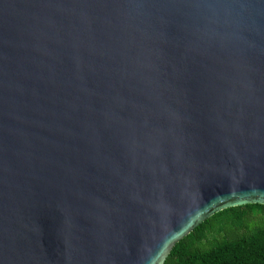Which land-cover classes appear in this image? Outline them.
<instances>
[{
  "label": "water",
  "instance_id": "obj_1",
  "mask_svg": "<svg viewBox=\"0 0 264 264\" xmlns=\"http://www.w3.org/2000/svg\"><path fill=\"white\" fill-rule=\"evenodd\" d=\"M264 205V0H0V264H164Z\"/></svg>",
  "mask_w": 264,
  "mask_h": 264
},
{
  "label": "trees",
  "instance_id": "obj_2",
  "mask_svg": "<svg viewBox=\"0 0 264 264\" xmlns=\"http://www.w3.org/2000/svg\"><path fill=\"white\" fill-rule=\"evenodd\" d=\"M214 214L179 241L164 264H264V205Z\"/></svg>",
  "mask_w": 264,
  "mask_h": 264
},
{
  "label": "rangeland",
  "instance_id": "obj_3",
  "mask_svg": "<svg viewBox=\"0 0 264 264\" xmlns=\"http://www.w3.org/2000/svg\"><path fill=\"white\" fill-rule=\"evenodd\" d=\"M251 210H252V213H253L254 215H257V214L260 212V208H259L258 206H255V205H253V206L251 207Z\"/></svg>",
  "mask_w": 264,
  "mask_h": 264
}]
</instances>
